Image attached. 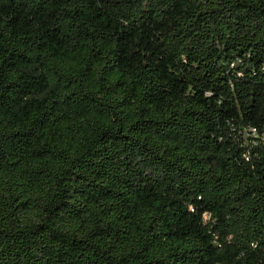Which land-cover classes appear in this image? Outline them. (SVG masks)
Instances as JSON below:
<instances>
[{
	"label": "trees",
	"instance_id": "obj_1",
	"mask_svg": "<svg viewBox=\"0 0 264 264\" xmlns=\"http://www.w3.org/2000/svg\"><path fill=\"white\" fill-rule=\"evenodd\" d=\"M0 264H264V0H0Z\"/></svg>",
	"mask_w": 264,
	"mask_h": 264
}]
</instances>
